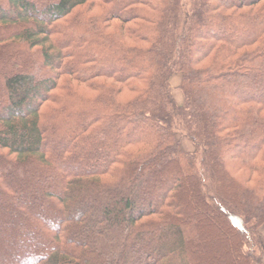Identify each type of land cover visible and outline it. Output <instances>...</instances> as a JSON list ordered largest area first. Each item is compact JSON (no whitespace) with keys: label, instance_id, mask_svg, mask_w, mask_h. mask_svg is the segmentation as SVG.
Instances as JSON below:
<instances>
[{"label":"trees","instance_id":"16d2710c","mask_svg":"<svg viewBox=\"0 0 264 264\" xmlns=\"http://www.w3.org/2000/svg\"><path fill=\"white\" fill-rule=\"evenodd\" d=\"M263 88L264 0H0V264H263Z\"/></svg>","mask_w":264,"mask_h":264},{"label":"rangeland","instance_id":"374dc122","mask_svg":"<svg viewBox=\"0 0 264 264\" xmlns=\"http://www.w3.org/2000/svg\"><path fill=\"white\" fill-rule=\"evenodd\" d=\"M246 35V34H245ZM244 36V35H243ZM179 84H180V76H175V77H173L172 78V80H171V83H170V85H171V90H172V93H173V96H174V98H175V100H176V102H177V104H179V105H182L183 104V95H182V93L179 91V89H178V86H179ZM242 90H244L243 88H241ZM251 90V89H250ZM262 91H264V88L263 89H261V92ZM247 96H250L249 94H250V91H247L246 90V93H245ZM187 144V143H186ZM185 144V145H186ZM187 146V145H186ZM187 148H188V146H187ZM99 165V164H98ZM241 175H243V176H245V174H241ZM131 189V190H133V188H134V186H130V187H127V189ZM134 191L136 192V189H134ZM86 206H89V202H85L84 203ZM80 208L81 207H78V208H76L77 209V212L80 210ZM77 212H72V216H73V218H75V217H77ZM95 219V220H97V221H99L100 219H102V214L100 213V212H98V211H96L94 214H92V216H90L89 218H88V220H91V219ZM124 226H126V225H124ZM260 236H261V239L263 240V242H264V226L262 227V229H260ZM230 260H231V262L233 263V258L231 259L230 258ZM263 264H264V252H263Z\"/></svg>","mask_w":264,"mask_h":264}]
</instances>
